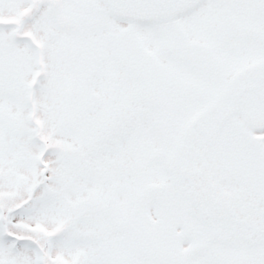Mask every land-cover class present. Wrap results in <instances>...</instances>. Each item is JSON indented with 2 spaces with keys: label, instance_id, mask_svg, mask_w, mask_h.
Here are the masks:
<instances>
[{
  "label": "snow or ice",
  "instance_id": "6c2138e0",
  "mask_svg": "<svg viewBox=\"0 0 264 264\" xmlns=\"http://www.w3.org/2000/svg\"><path fill=\"white\" fill-rule=\"evenodd\" d=\"M0 264H264V0H0Z\"/></svg>",
  "mask_w": 264,
  "mask_h": 264
}]
</instances>
